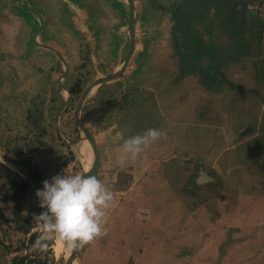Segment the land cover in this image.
Segmentation results:
<instances>
[{"label": "crops", "instance_id": "1", "mask_svg": "<svg viewBox=\"0 0 264 264\" xmlns=\"http://www.w3.org/2000/svg\"><path fill=\"white\" fill-rule=\"evenodd\" d=\"M18 3L7 0L3 7ZM188 5V1L179 4L175 13L159 10L154 3L146 7L152 28L155 20L158 29L166 23V57L159 60L139 54L144 47L136 42L134 22L135 46L123 72L136 68L137 73L128 75H132L129 84L135 85L123 91L122 100L115 99L116 132L111 146L104 147L110 149L107 172L97 175L113 194L104 226L113 222L115 234L133 230L138 242L146 241L144 248L131 254L134 264H264V79H260L264 41L259 37L264 31L255 28L256 44L246 37L248 30L232 27L238 41L231 43L219 31L202 27V19L189 20ZM4 8L0 9L1 65L10 54L22 56L30 48L31 27L24 18L19 21L15 10ZM256 46L257 63L251 60L256 58L252 56ZM48 52L52 54L45 50L42 54ZM37 59L36 64L47 65ZM150 65L154 68L142 73ZM252 69L259 74L255 86ZM4 87L0 79V89ZM90 121L94 122L90 119L83 125L94 128ZM148 128L163 129L167 135L136 159L119 164L118 147ZM107 130L102 133L104 144ZM104 156L99 153V159ZM185 164L191 165L186 171ZM114 194L122 195L116 199ZM136 212L142 215L140 223L128 219Z\"/></svg>", "mask_w": 264, "mask_h": 264}, {"label": "rangeland", "instance_id": "2", "mask_svg": "<svg viewBox=\"0 0 264 264\" xmlns=\"http://www.w3.org/2000/svg\"><path fill=\"white\" fill-rule=\"evenodd\" d=\"M16 1H19L15 5L17 7L10 4V7L4 8L7 0H0V9L8 8L13 13L15 11L19 13V21L23 22L24 18V22L31 27L30 33L33 32L37 27L35 18L30 16L23 4L19 5L21 0ZM26 1L33 9L41 11L81 9L89 11V17L83 21L89 32V39L77 38L73 27L80 23L76 21V24L72 25L69 23L73 20L70 17L66 27H63L64 36L60 43L62 53L68 63L66 67L52 63L54 56L42 54L43 50L32 46L31 41L27 54L24 53L22 56L10 54L6 63L0 64V79L5 83L4 89H0V158L4 161L0 163V264H25L29 261L34 264H66L65 257L55 255L54 252V245L58 239L50 240L46 250L41 251L34 248L35 241L42 234L39 222L33 219L35 214L42 211L38 207L35 192L42 188V181L50 179L53 175L83 173L85 157L91 152L90 149L86 150L87 143L77 126L75 105L80 92L86 86L96 78L108 75L121 66L128 45V8L125 0ZM132 1L135 7L136 42L139 47L140 45L144 47L139 54L142 58H150V60L165 58L166 38L168 37L166 36V23L164 28L158 29L159 25L156 24L160 23L155 20L152 28V23L148 22L146 16L148 14L146 7L148 4L152 5V2L150 0ZM215 2V0H188L186 16L189 20L205 21L202 27L204 25L209 27L210 32L211 30L212 32L219 31L224 37H228L231 43L237 42L238 34L233 33L228 19H224V7L222 12L220 5H217L215 9ZM214 11H220V14L216 13V16ZM234 18L238 20L239 17ZM79 19L83 20V17ZM249 20L251 21V18ZM233 25L239 26L240 31L248 30L250 34L246 37L250 36L251 42L256 44L259 38L258 34H255L258 28H255L258 25L261 31H264V24L260 21H256L255 26H251L250 22L247 27L246 25L241 27L237 22ZM13 26L14 29L19 28L17 23ZM205 30L208 29L205 28ZM263 35L259 37L264 41ZM207 45L212 44L208 42ZM158 50H160L159 54L156 52ZM139 54L135 59L140 58ZM252 54V56L255 54L256 58L251 60L257 63L259 59L257 46L256 50L252 49ZM36 58H44L47 65L36 64ZM24 60L26 65H24ZM146 67H143L142 73L150 72L154 68L150 65L147 70ZM161 70L166 72L163 68ZM64 72L66 73L60 82L64 87L72 89L73 93L68 103L56 115L67 97L66 91L62 92V89L57 86V78ZM137 72L136 68L134 70L130 68L128 72L121 74V78L94 86L82 102L78 119L85 124L90 119L94 121L93 123L90 121L89 125L94 128L89 129L85 126L92 136L93 134L96 136L95 140L99 143L100 150L98 151L101 156L105 155L102 160L100 159V168L96 176L98 173L102 175L107 172L105 159L110 149L104 151V147L107 144V147L111 146L109 141L116 132L115 126L112 127L116 121L115 99L122 100L123 91L128 92L134 89L130 85H135V83L129 84L128 80ZM253 72L256 71L252 69L251 72L252 86H255L258 83L256 80L259 74ZM129 74L132 75L128 77ZM260 79H264V72H261ZM106 104L107 106L104 107ZM105 130H107L105 133L108 140L106 144H104V134H102ZM190 166L185 164L183 169L186 171ZM25 172H29L31 178ZM176 178L179 177H174V180ZM23 179L30 183L29 189L25 186ZM99 179L104 184L102 177ZM185 181H188V177ZM119 195L122 194H114L116 199ZM14 207L18 210L17 217L13 213ZM138 212L128 219H131L133 223H140L142 215H138ZM104 228L106 229L105 234L78 249L76 261L72 259L70 264H134L131 254L144 248L146 241L138 242V236L133 230L124 236L120 233L115 234L113 222ZM118 230H121V227ZM31 233L35 235L29 240Z\"/></svg>", "mask_w": 264, "mask_h": 264}, {"label": "clouds", "instance_id": "3", "mask_svg": "<svg viewBox=\"0 0 264 264\" xmlns=\"http://www.w3.org/2000/svg\"><path fill=\"white\" fill-rule=\"evenodd\" d=\"M166 135L163 129L148 128L126 138L118 147L117 162L124 164L136 159L145 148ZM0 163H4L2 158ZM35 196L42 211L33 219L39 222L42 234L34 248L46 250L48 242L56 238L71 254L105 234L104 218L113 194L95 174L53 175L42 181Z\"/></svg>", "mask_w": 264, "mask_h": 264}, {"label": "flooded vegetation", "instance_id": "4", "mask_svg": "<svg viewBox=\"0 0 264 264\" xmlns=\"http://www.w3.org/2000/svg\"><path fill=\"white\" fill-rule=\"evenodd\" d=\"M150 1L152 2V0H150ZM215 1H216L215 2V6H216L215 9H217V7H218L217 5H220L221 9L220 8L219 9L222 12V8L224 7V19H226V20L228 19V23L233 28L235 27L233 25V23H236V22L241 27H243L244 25H246V27H247L248 22L251 23V26H253V25L255 26V21L250 16L251 14L246 11V1L247 0H215ZM152 3H154V2H152ZM22 4L27 8V12L30 14V16L32 18H35V20L37 22V27L33 32L30 33L28 40L30 39L31 43L34 46H36L38 49H43V51L44 50L50 51L52 53V55L54 56L52 58L53 59L52 63H56V64L66 66L67 60L65 59L64 54L62 53V50H61L62 45H60V43L62 42V38L64 36V32H63L64 28L63 27H66V24H68V22H69V18L72 17L73 20L69 23H71L72 25L76 24V21H78L80 23L79 25H76L75 27H73L74 30H76L77 38L82 39L84 37V39H89L88 38L89 32H88L87 28L85 27V25L83 24V21L89 17L90 12L85 10V9L74 10V11H72V10L41 11V10L33 9L27 3L26 0H23V1L21 0L20 5H22ZM178 7L179 6H175V7H172L170 9L172 12L175 13V11H177ZM127 8H128V6H127ZM157 8L159 10H162L159 7H157ZM212 9H214V8H212ZM214 12H215L214 15H216V13L220 14V11H214ZM236 16L239 17L238 20L234 18ZM80 17H83V20H80L79 19ZM221 17H222V14H221ZM221 17H218V19ZM250 18H251L252 22L249 20ZM127 25H128V16H127ZM238 28H239V26H238ZM42 38H44V40H41ZM128 40H129V38H128ZM127 48H128V45H127ZM25 54H27V53H25ZM123 58H124V56H123ZM38 61L43 62L45 60L43 58V59H38ZM122 62H123V59H122ZM65 73L66 72L62 73L61 76H59V78H57V86L60 89H62V92L64 90L67 93V95H66L67 97L66 96H65L66 98L64 97L65 99H64V102L62 103L63 106L68 103V101H69V99L73 93L72 89H70L69 87H67V88L64 87V85H62L60 82V79L62 77H64ZM66 100H68V101L65 103ZM57 113H58V111H57ZM56 115H58V114H56ZM81 123L83 124V122H81Z\"/></svg>", "mask_w": 264, "mask_h": 264}, {"label": "water", "instance_id": "5", "mask_svg": "<svg viewBox=\"0 0 264 264\" xmlns=\"http://www.w3.org/2000/svg\"><path fill=\"white\" fill-rule=\"evenodd\" d=\"M128 6V25H127V30H128V48L127 51L124 55L123 58V62L121 63V66L111 72L108 75L102 76V77H98L96 78L94 81H92L91 84H89L88 86H86L82 92L79 95L78 101L76 103L75 106V114H76V118H77V126L79 127L80 131L83 132L85 138L88 140L91 148H92V154H93V161L91 166L89 167L88 170L83 171L84 175H89V174H97V171L99 169V165H100V159H99V152H98V148L97 145L95 143L94 137L92 136V134L88 131V129L86 128V126H84L80 121H79V113H80V109L82 107V102L85 99V97L87 96L88 92L96 85H100L102 83L111 81L113 79H116L117 77H119L122 72L124 71L129 58L134 50V46H135V33H134V3L132 0H125ZM187 0H152V2H154L156 4V7H159L160 9L167 11L172 7L178 6L179 4L185 2ZM239 88V87H237ZM68 100L65 101V103ZM63 105L59 108L58 113L60 112V110L62 109ZM57 113V114H58ZM30 184V183H29ZM31 188V186H30ZM78 250L72 252L69 256L68 259H66V264H70L71 260L77 256Z\"/></svg>", "mask_w": 264, "mask_h": 264}, {"label": "bare ground", "instance_id": "6", "mask_svg": "<svg viewBox=\"0 0 264 264\" xmlns=\"http://www.w3.org/2000/svg\"><path fill=\"white\" fill-rule=\"evenodd\" d=\"M81 133L83 134L82 131H81ZM84 139H85V142L87 143V145L89 147L88 148L87 145H86L85 146L86 147V150L88 151V149H90V152H91V154H88L85 157V160H84V171H85V170H88L89 167L91 166V162L93 161V154H92V148H91L88 140L85 138V136H84ZM91 155H92V157H91ZM54 252H55V255H62V256L65 257V259H68L69 256H70V254L65 249V245L61 241H59V240H57L56 243H55V245H54ZM73 259H74V261H76V258L75 257Z\"/></svg>", "mask_w": 264, "mask_h": 264}, {"label": "built area", "instance_id": "7", "mask_svg": "<svg viewBox=\"0 0 264 264\" xmlns=\"http://www.w3.org/2000/svg\"><path fill=\"white\" fill-rule=\"evenodd\" d=\"M246 10L252 12L259 19L264 21V0H247Z\"/></svg>", "mask_w": 264, "mask_h": 264}, {"label": "trees", "instance_id": "8", "mask_svg": "<svg viewBox=\"0 0 264 264\" xmlns=\"http://www.w3.org/2000/svg\"><path fill=\"white\" fill-rule=\"evenodd\" d=\"M25 174H26L28 177L31 178L29 172H25ZM23 182H24L25 186L29 189V183H28V181H26L25 179H23ZM126 185H127V184H126ZM13 213L15 214L16 217L18 216V210H17L16 207L13 208ZM34 235H35V234H32V233H31V234L29 235V238H28V239H29V240L33 239ZM25 264H34V263L29 261L28 263L26 262Z\"/></svg>", "mask_w": 264, "mask_h": 264}]
</instances>
